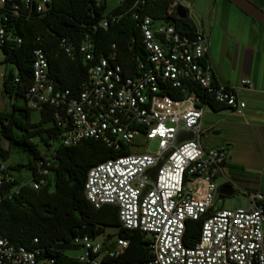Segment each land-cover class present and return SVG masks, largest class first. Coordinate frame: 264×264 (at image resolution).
<instances>
[{
  "label": "built area",
  "instance_id": "obj_1",
  "mask_svg": "<svg viewBox=\"0 0 264 264\" xmlns=\"http://www.w3.org/2000/svg\"><path fill=\"white\" fill-rule=\"evenodd\" d=\"M48 1L0 0V44L4 24L21 6L42 12ZM145 1L133 0L125 10L136 22L145 51L135 74L126 73L117 63L115 45L100 55L87 34L76 46L62 38L59 46L65 54L88 64L85 78L76 92L56 87L48 76L44 51L35 47L31 82L24 92L26 107L53 108L64 146L95 139L115 150L121 144L127 148V154L88 169L84 195L96 208L116 206L122 227L145 234L152 251L147 264H264V194L242 191L248 200L246 208L211 210L220 185L217 177H223L221 185L230 181L225 174L227 148L204 146L200 140L206 105L201 95L239 114L246 106L242 91L251 87V80L244 77L235 86L218 83L207 62L206 33L182 31L174 22L144 13ZM187 1L173 0V7L180 3L187 10ZM119 16L110 14L99 25L106 27ZM181 132L191 133L192 138L177 142ZM136 136L156 139L157 151H131V145L137 147ZM53 153H40L29 182L17 183L13 169L0 160V203L23 184L34 189L45 185ZM157 165L150 178L146 171ZM200 218L196 240L185 245L186 221ZM103 238L75 237L77 259L82 264H107L103 256L116 257L127 246L120 237L114 239L113 247L104 246ZM37 253L0 234V264H43Z\"/></svg>",
  "mask_w": 264,
  "mask_h": 264
},
{
  "label": "trees",
  "instance_id": "obj_2",
  "mask_svg": "<svg viewBox=\"0 0 264 264\" xmlns=\"http://www.w3.org/2000/svg\"><path fill=\"white\" fill-rule=\"evenodd\" d=\"M132 1L122 0L106 11V0H49L42 12L33 6H21L17 14L4 24L5 34L0 44L3 63L13 65L14 71L7 69L4 72L2 88L12 101L20 98L23 104L15 106L12 113L0 111V160L8 158L11 147H17L27 160L23 164L9 165L10 169L27 168L32 176L37 168L36 159L41 157L33 138L37 137L46 149L53 142L57 141V145L51 155L53 162L47 183L38 189L23 184L16 193L5 196L1 201L0 234L12 243L37 250V259L43 264L50 259L51 264H82L76 256L67 254V251L77 249L74 238L102 235L106 226L117 228V237L126 239L127 246L116 257L103 256L105 263L147 264L152 256L149 239L144 233L121 226L116 206L104 204L96 208L84 195L88 169L108 158L127 154V148L121 144L120 149L115 150L95 139L64 146L59 140L60 129L53 108L43 105L37 110L38 120L33 121L30 116L32 109L26 107L24 98L31 82L32 50L35 47L44 51L48 76L54 85L74 92L78 90L88 64L80 58L68 57L59 46L62 38L76 46L87 34L94 43L95 52L100 55H105L111 45H115L117 63L126 73L135 74L136 65L144 60L145 51L136 22L129 12H125ZM142 11L163 20L175 16L173 0H146ZM110 14L120 16L115 22L109 21L106 27L100 26V21ZM174 25L182 31H194L187 16L175 18ZM200 101L211 108L221 106L203 95ZM47 122L51 125L44 126ZM2 138L8 142L7 147L1 144ZM219 208L214 205L211 210ZM201 222L202 218L186 221L185 245L196 240ZM110 237L107 234L103 238L104 246L115 245V240Z\"/></svg>",
  "mask_w": 264,
  "mask_h": 264
},
{
  "label": "crops",
  "instance_id": "obj_3",
  "mask_svg": "<svg viewBox=\"0 0 264 264\" xmlns=\"http://www.w3.org/2000/svg\"><path fill=\"white\" fill-rule=\"evenodd\" d=\"M250 1L264 10V0ZM187 4L194 31L203 30L208 37L207 62L216 81L235 86L248 77L252 84L242 91L246 106L239 114L222 106H208V111L206 105L203 107L202 136L208 141L203 144L227 148L230 185L236 181L245 191L264 194V23L252 19L229 0H190ZM6 70L0 48V111L12 113L22 104L3 91Z\"/></svg>",
  "mask_w": 264,
  "mask_h": 264
},
{
  "label": "rangeland",
  "instance_id": "obj_4",
  "mask_svg": "<svg viewBox=\"0 0 264 264\" xmlns=\"http://www.w3.org/2000/svg\"><path fill=\"white\" fill-rule=\"evenodd\" d=\"M122 0H106V11L111 10L115 6H117ZM190 1V0H188ZM187 1V2H188ZM188 5V4H187ZM191 16V13L187 11V17L189 18ZM7 69H12L14 71L13 65H7ZM16 101L18 104H23L22 100L20 98H17ZM205 110H210L208 105L205 106ZM30 116L33 121L38 120V112L37 110H31L30 111ZM51 125V122L44 123V126H49ZM209 133L215 134V132L209 131ZM201 143H208L206 137L203 135L201 136ZM33 142L37 144L38 149L40 150L41 154L45 153H52L54 150V147L57 145V141L53 142V144L46 149L38 140L37 137L33 138ZM137 144V147L135 146H130L131 151L133 152H142V151H148L149 153H155L157 151V140L156 139H151L147 140L141 136H136L134 138V141ZM1 144L4 147H7L8 142L5 139H1ZM204 145V144H203ZM205 146V145H204ZM208 146V145H206ZM228 156V155H227ZM27 160V157L24 153H22L17 147H11L10 148V154L7 159L2 160L6 165H15L17 163H25ZM13 174L16 176L17 179L22 180L24 182H29L31 180V172L27 168H20V169H13L12 170ZM225 174L226 169H225ZM228 176V175H227ZM217 184H220L223 182V177L218 176L216 179ZM231 186L234 189V193L232 195L224 196L221 199H218L215 206H222V208L225 209H233V208H246L248 206V200L245 194L242 191H245L243 189V185L240 183H237L236 181L232 182ZM117 228L113 226H106L104 233L102 235L96 236V240H101L103 237H105L107 234H110L111 240H114L117 235ZM67 254L71 256H76L78 254L77 250L74 251H67Z\"/></svg>",
  "mask_w": 264,
  "mask_h": 264
},
{
  "label": "water",
  "instance_id": "obj_5",
  "mask_svg": "<svg viewBox=\"0 0 264 264\" xmlns=\"http://www.w3.org/2000/svg\"><path fill=\"white\" fill-rule=\"evenodd\" d=\"M235 6H237L240 10H242L246 15L251 17L252 19L264 23V10L258 6H256L254 3H252L250 0H230ZM174 13L178 18H185L187 16V10L186 8L180 4L177 3L174 7ZM170 22H175L174 18L166 19ZM192 134L189 132H181L179 133L177 137V142H180L182 140L191 139ZM33 163H35V160H33ZM159 165L154 166L150 169H148L146 172L149 174L150 178H154V175L158 169ZM146 189H144L143 192H145ZM234 193V189L230 184H222L218 187V195L216 200L223 198L224 196L232 195Z\"/></svg>",
  "mask_w": 264,
  "mask_h": 264
},
{
  "label": "flooded vegetation",
  "instance_id": "obj_6",
  "mask_svg": "<svg viewBox=\"0 0 264 264\" xmlns=\"http://www.w3.org/2000/svg\"><path fill=\"white\" fill-rule=\"evenodd\" d=\"M174 18V20H175V18H178L176 15L173 17ZM220 186V185H219Z\"/></svg>",
  "mask_w": 264,
  "mask_h": 264
}]
</instances>
